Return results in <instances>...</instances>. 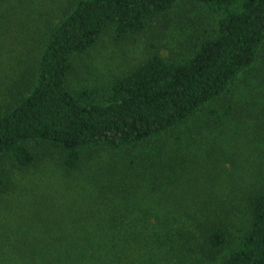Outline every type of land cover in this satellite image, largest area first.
<instances>
[{
  "label": "trees",
  "instance_id": "1",
  "mask_svg": "<svg viewBox=\"0 0 264 264\" xmlns=\"http://www.w3.org/2000/svg\"><path fill=\"white\" fill-rule=\"evenodd\" d=\"M179 1L63 0L0 12L5 30L30 22L26 40L34 46L27 54L38 52L20 73L24 91L0 113V185L7 182L6 159L28 170L39 161L29 143L45 142L64 171L97 186L91 195L112 217L139 211L138 221L149 222L145 230L169 233L182 218L195 225L165 250L174 232L162 237L157 230L161 243L143 233L141 249L121 250L116 262L147 256L143 264H152V255L176 251L184 264H203L196 247L214 258L229 248L237 227L239 241L219 264H264V0H199L216 16L193 53L170 59L152 50L108 85L78 89L70 80L88 68L85 58L104 35L127 43ZM205 170L194 190L181 186ZM130 252L139 253L137 261L122 258Z\"/></svg>",
  "mask_w": 264,
  "mask_h": 264
},
{
  "label": "rangeland",
  "instance_id": "2",
  "mask_svg": "<svg viewBox=\"0 0 264 264\" xmlns=\"http://www.w3.org/2000/svg\"><path fill=\"white\" fill-rule=\"evenodd\" d=\"M61 1L63 0H0V12L13 8L24 11L32 6H56ZM215 16L199 0H180L173 10L156 18L147 31L127 43L118 44L110 34L104 35L97 48L86 58L83 57L88 68L77 70L70 79L73 88L93 84L108 85L110 79L129 66L145 60L155 49L166 58L186 57L193 53L204 38L205 31L215 24ZM12 20L14 22L13 17ZM24 23L23 27L14 25L13 31L5 30L3 22H0V113L6 112L17 102L18 96L24 91L23 86L27 84L20 73L24 68L26 71L33 56L38 54H27L28 49L34 46V40H30L29 48L26 34L28 28L33 34L34 28L28 25L30 22ZM7 31L12 33L10 37ZM25 58L26 65L19 68L17 64L23 63ZM78 60L80 58L75 61ZM76 64L83 66V63ZM254 73L255 70L250 71V76ZM244 77L245 74H239L236 85ZM217 106L218 103H213L210 107ZM207 111L208 109L199 114ZM29 144L39 158L30 169H17L9 159L5 162L7 182L0 185V261L6 264H120L116 262L118 253L124 249H141L140 238L145 237L143 233L146 235L145 241L151 236L158 242L155 236L158 229L151 227L145 230L149 222L138 221V218H143L141 214L137 215L136 212L139 211L127 213L128 217L122 214L112 217L106 202L91 195L96 194L97 186L94 183L80 182L77 179L79 172L64 171L53 158L54 152L47 143L32 141ZM215 159L214 156L212 161ZM87 166L89 168V164L85 163L83 169ZM208 172L209 170H205L197 180L183 182L181 186L194 190L190 185L198 186L203 182L202 176L208 175ZM237 174L240 175V172L237 171ZM149 221L153 225L157 222L153 217ZM241 221L243 218L237 217V222ZM194 227L191 219L182 218L170 233L166 229L158 230L162 237L171 236L173 232L175 234L170 240L167 238L163 250L166 246L171 249L178 241L180 243L182 232L193 231ZM233 232L229 248L214 258H205L196 247L197 253L204 259L203 264L221 262L224 255L239 241L241 232L237 227ZM145 251L157 252L154 248ZM136 254L130 252L122 258L127 260L128 257H134L137 261L139 253ZM174 254L176 251L167 257L162 254L152 255L150 259H153L152 264H184L179 255ZM148 260L149 257L143 256L139 263L134 264H143Z\"/></svg>",
  "mask_w": 264,
  "mask_h": 264
}]
</instances>
